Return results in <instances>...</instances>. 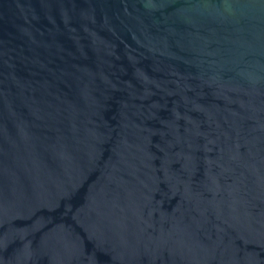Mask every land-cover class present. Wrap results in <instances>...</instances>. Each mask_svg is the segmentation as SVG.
I'll return each mask as SVG.
<instances>
[{"label": "water", "instance_id": "water-1", "mask_svg": "<svg viewBox=\"0 0 264 264\" xmlns=\"http://www.w3.org/2000/svg\"><path fill=\"white\" fill-rule=\"evenodd\" d=\"M0 264H264V0H0Z\"/></svg>", "mask_w": 264, "mask_h": 264}]
</instances>
